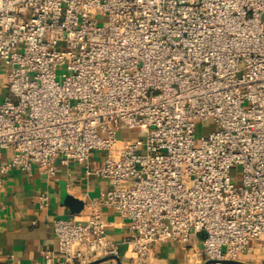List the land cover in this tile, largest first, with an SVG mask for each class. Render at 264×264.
I'll use <instances>...</instances> for the list:
<instances>
[{"label": "built area", "instance_id": "2783aa9c", "mask_svg": "<svg viewBox=\"0 0 264 264\" xmlns=\"http://www.w3.org/2000/svg\"><path fill=\"white\" fill-rule=\"evenodd\" d=\"M263 15L264 0H0V186L73 162L108 182L85 221L54 218L42 264H117L101 206L128 222L132 264L198 230L208 264H264Z\"/></svg>", "mask_w": 264, "mask_h": 264}, {"label": "crops", "instance_id": "0c3cea01", "mask_svg": "<svg viewBox=\"0 0 264 264\" xmlns=\"http://www.w3.org/2000/svg\"><path fill=\"white\" fill-rule=\"evenodd\" d=\"M2 153L0 159L6 158ZM102 156L94 150L90 164H100ZM82 201L78 211H70L61 201V189ZM108 186L106 179L87 175L82 164L71 163L58 167L55 176H47L37 165L30 171L14 168L3 175L0 186V264H42L44 253H55L58 241L52 229L54 218L73 217L83 222L89 209L86 202L96 199ZM46 194L48 201L41 206L39 195ZM109 237L118 243L117 264H132L128 247V222L113 208L100 207ZM205 232H192L186 242L160 240L152 244V253L146 264H208L202 253ZM87 264H115L111 258L98 257ZM226 264H234L227 261Z\"/></svg>", "mask_w": 264, "mask_h": 264}, {"label": "rangeland", "instance_id": "374dc122", "mask_svg": "<svg viewBox=\"0 0 264 264\" xmlns=\"http://www.w3.org/2000/svg\"><path fill=\"white\" fill-rule=\"evenodd\" d=\"M264 18V15H263ZM65 72V68L62 66H59L57 69V76L59 77L61 74ZM5 94V89L1 90L0 97H3ZM214 128V123L211 120H205L202 122H199L196 128L195 136L198 137L201 134H206L208 131L212 130ZM138 130L136 128L133 129H126L123 127H119L117 129V136L118 137H132L139 135L141 133L137 132ZM102 157L105 156L106 151L105 150H96ZM240 166L237 165L235 168L232 169V179L236 183V185L241 184V172H240ZM250 244H253L251 242ZM257 252H261V249H258ZM253 254H244L240 253L238 256V259L232 260L231 262H234V264H249L254 261Z\"/></svg>", "mask_w": 264, "mask_h": 264}, {"label": "water", "instance_id": "95a60500", "mask_svg": "<svg viewBox=\"0 0 264 264\" xmlns=\"http://www.w3.org/2000/svg\"><path fill=\"white\" fill-rule=\"evenodd\" d=\"M61 201L66 204L70 211H78L82 206V201L66 192L64 186L61 189ZM116 259L119 261L118 257Z\"/></svg>", "mask_w": 264, "mask_h": 264}]
</instances>
